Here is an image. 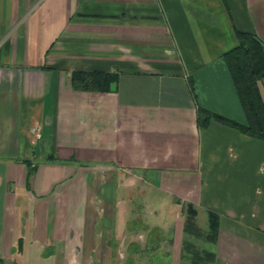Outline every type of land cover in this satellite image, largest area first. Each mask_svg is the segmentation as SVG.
Returning <instances> with one entry per match:
<instances>
[{
  "label": "crops",
  "instance_id": "obj_1",
  "mask_svg": "<svg viewBox=\"0 0 264 264\" xmlns=\"http://www.w3.org/2000/svg\"><path fill=\"white\" fill-rule=\"evenodd\" d=\"M238 32L264 0H0V264H182L189 212L264 264V139L198 112L247 122Z\"/></svg>",
  "mask_w": 264,
  "mask_h": 264
},
{
  "label": "trees",
  "instance_id": "obj_2",
  "mask_svg": "<svg viewBox=\"0 0 264 264\" xmlns=\"http://www.w3.org/2000/svg\"><path fill=\"white\" fill-rule=\"evenodd\" d=\"M237 39V44L222 56L231 73L235 89L247 117V122L245 124L239 123L202 107L198 108V112L203 118V123L209 117H212L220 122L234 126L251 136L264 139V101L261 99L258 88V81L264 77V45L254 34L248 32H238ZM87 79L83 83L84 87L104 88L108 84L110 77L105 75L97 79L91 73ZM193 219L192 213L186 214L185 228L187 234L193 233L195 238L198 237L197 239H200V229L195 226ZM214 224L215 220L210 215L208 230L211 239L214 236ZM207 250L213 255L208 248Z\"/></svg>",
  "mask_w": 264,
  "mask_h": 264
},
{
  "label": "rangeland",
  "instance_id": "obj_3",
  "mask_svg": "<svg viewBox=\"0 0 264 264\" xmlns=\"http://www.w3.org/2000/svg\"><path fill=\"white\" fill-rule=\"evenodd\" d=\"M200 222L203 227L206 225L205 223H202V221ZM200 235L201 238L197 239L194 237L193 233L187 234L185 249L182 255V264H214V255L207 250V245L211 239L208 227L201 230ZM112 258V255L105 254V262H103L105 264H113Z\"/></svg>",
  "mask_w": 264,
  "mask_h": 264
}]
</instances>
